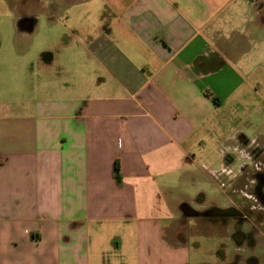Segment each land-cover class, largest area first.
I'll use <instances>...</instances> for the list:
<instances>
[{
  "label": "crops",
  "instance_id": "crops-1",
  "mask_svg": "<svg viewBox=\"0 0 264 264\" xmlns=\"http://www.w3.org/2000/svg\"><path fill=\"white\" fill-rule=\"evenodd\" d=\"M122 1L64 76L54 55L38 82L0 69V264H201L193 182L236 188L229 154L255 182L231 124L264 74V0ZM245 231L230 263L264 264Z\"/></svg>",
  "mask_w": 264,
  "mask_h": 264
},
{
  "label": "rangeland",
  "instance_id": "rangeland-1",
  "mask_svg": "<svg viewBox=\"0 0 264 264\" xmlns=\"http://www.w3.org/2000/svg\"><path fill=\"white\" fill-rule=\"evenodd\" d=\"M123 2L0 0V69L28 74L38 82L40 72L48 68L44 63L45 57L54 55L51 69L64 76L67 68L75 66L76 61L72 58H86L91 39L102 31L104 25L114 21V11ZM256 77H261V83L256 82L252 91L253 100L247 107V112H251L249 119L245 117V106L237 108V117L231 127H238L241 145L255 143L253 149L264 161V74H256ZM234 156L226 155L224 163L233 165V170L239 174L244 167L239 162L235 163L237 156ZM232 158L234 160L229 161ZM255 166L259 167L252 163L246 165V171L264 179V174L259 175ZM243 179L246 180V175L236 188L233 184L228 185L226 177H222L223 183L218 185L207 181L196 187V181L193 182L195 187L192 186L193 196L189 200L190 220L186 221V225L190 231L192 256L197 261L201 260V264H231V256L237 260L244 256L246 243L238 238L241 231L246 230L255 243L258 239L256 235L262 241L264 239L260 235L264 231V200L250 196L249 189L253 185L250 183V186L241 187ZM260 184H264L263 180L258 186ZM200 189L205 191L203 199L199 198ZM261 191L264 196V187ZM221 215L223 219H219ZM229 215L235 220L226 218ZM232 223L236 224L237 231ZM261 252H264V246L259 247L258 253ZM236 259L232 263H236ZM254 259H257L256 256Z\"/></svg>",
  "mask_w": 264,
  "mask_h": 264
},
{
  "label": "flooded vegetation",
  "instance_id": "flooded-vegetation-1",
  "mask_svg": "<svg viewBox=\"0 0 264 264\" xmlns=\"http://www.w3.org/2000/svg\"><path fill=\"white\" fill-rule=\"evenodd\" d=\"M252 159H253V163L254 164H258L259 165V167H256V169H257V173L259 174V175H261V174H264V161L261 159V158H259L258 157V153H256L255 151H253V153H252ZM242 169V168H241ZM244 169H242L240 172H239V176H238V178H237V184H239V183H241V179L243 178L242 177V174H243V171ZM254 177L256 178L255 179V182L254 183H252V187L249 189V195L250 196H253V197H255V199H259L260 198V200H261V198L264 200V196L262 195V188L264 187V184H260L259 186H258V184L260 183V182H262V180H263V182H264V179H262L261 177L260 178H258L257 176H255L254 175ZM241 187H244V186H241ZM261 188V189H260ZM251 193V194H250ZM257 199V200H258Z\"/></svg>",
  "mask_w": 264,
  "mask_h": 264
},
{
  "label": "trees",
  "instance_id": "trees-1",
  "mask_svg": "<svg viewBox=\"0 0 264 264\" xmlns=\"http://www.w3.org/2000/svg\"><path fill=\"white\" fill-rule=\"evenodd\" d=\"M114 166H115V173H118V171H119L118 164H115Z\"/></svg>",
  "mask_w": 264,
  "mask_h": 264
}]
</instances>
